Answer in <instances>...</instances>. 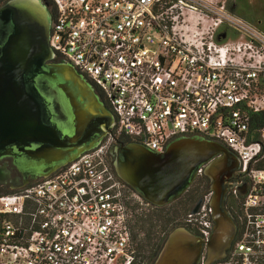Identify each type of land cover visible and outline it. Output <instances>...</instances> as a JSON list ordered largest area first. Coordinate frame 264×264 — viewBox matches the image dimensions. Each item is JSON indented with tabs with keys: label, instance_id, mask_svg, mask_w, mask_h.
Wrapping results in <instances>:
<instances>
[{
	"label": "built area",
	"instance_id": "1",
	"mask_svg": "<svg viewBox=\"0 0 264 264\" xmlns=\"http://www.w3.org/2000/svg\"><path fill=\"white\" fill-rule=\"evenodd\" d=\"M43 1L51 60L85 77L114 123L97 147L0 194V264H133L128 186L109 153L121 136L162 153L196 135L238 156L233 251L264 259V128L251 127L264 111V31L227 0ZM211 195L187 218L206 241Z\"/></svg>",
	"mask_w": 264,
	"mask_h": 264
},
{
	"label": "water",
	"instance_id": "2",
	"mask_svg": "<svg viewBox=\"0 0 264 264\" xmlns=\"http://www.w3.org/2000/svg\"><path fill=\"white\" fill-rule=\"evenodd\" d=\"M49 37L50 15L40 0L0 7V159H13L24 185L97 147L114 123L83 76L70 64L51 60ZM111 153L118 176L156 206L182 196L205 165L214 221L206 245L213 255L226 252L237 231L225 207L226 180L239 168L232 151L201 136H183L162 153L136 142L114 147ZM2 174L6 181L10 170L4 167ZM203 247L198 235L178 226L152 264H197Z\"/></svg>",
	"mask_w": 264,
	"mask_h": 264
},
{
	"label": "rangeland",
	"instance_id": "3",
	"mask_svg": "<svg viewBox=\"0 0 264 264\" xmlns=\"http://www.w3.org/2000/svg\"><path fill=\"white\" fill-rule=\"evenodd\" d=\"M228 5L231 10L237 12L239 15L246 18L251 23L255 24L261 30L264 31V0H227ZM264 163V162H263ZM8 191L5 186L0 185V192ZM127 194L130 196V203L132 205V210L134 214L133 225H134V232L138 233V238L141 240L140 246L142 249L139 248L140 254L143 258L145 264H152V259L150 261L147 260V257L151 255V253H155L158 251L156 248L158 247V243L163 237H167L171 230L178 226H186L187 218L189 213L192 211L195 205L193 204L192 207L187 208L178 207V205H168L165 208L164 215H166V219H169L166 222L163 221H153V224H146L144 230L136 229L137 223L135 219L137 216L140 215H155L156 211L151 206V204L139 196L135 191H132L129 188H126ZM138 195H136V194ZM208 193V192H207ZM137 215V216H136ZM135 222V224H134ZM175 223H183V225H178L173 227ZM186 226V227H187ZM146 233V234H145ZM136 248V247H135ZM157 255V254H156ZM148 257V258H149Z\"/></svg>",
	"mask_w": 264,
	"mask_h": 264
},
{
	"label": "flooded vegetation",
	"instance_id": "4",
	"mask_svg": "<svg viewBox=\"0 0 264 264\" xmlns=\"http://www.w3.org/2000/svg\"><path fill=\"white\" fill-rule=\"evenodd\" d=\"M16 1H20V0H0V7L6 5L8 3H12V2H16ZM40 1L43 4H45L43 0H40ZM46 9H47V11H48V13L50 15V30H51V24H52V22H51V10L49 9V7L47 5H46ZM83 78L86 80V82L88 83V85L92 89L93 93L96 96H98L99 100L101 102H103V104L106 106L107 103L103 99L100 98L96 88L85 77H83ZM108 133L109 132H107V134L105 136H103L101 141L105 140L108 137ZM128 143H130V142H128V138H126V137H121V138L118 137L117 139H114L112 141L109 153H110V160H111V163H112V166H113L114 170H115L114 154L111 153V149L114 148V147H117V146H121L123 144H128ZM4 167H7L10 170V176L7 178L6 181H2V179H4L3 174H2V171H3ZM203 167H205V165ZM203 170H204V168H203ZM115 172H116V170H115ZM116 174H117V172H116ZM201 175H205V174L204 173L198 174L197 177L201 176ZM236 178H237V174L234 172L233 176H231L230 178H228L226 180V187H227L228 190H227L226 198H225V207L227 208V210L229 211V213L231 214V216L233 218L235 217V208H234V205H233V201H234L233 200V196L230 194V189L232 188L233 183L235 182ZM22 179H23L22 172L16 166H14L13 159L11 157H5L3 159H0V185L1 186H5L8 190L22 187V186H24ZM32 181H30V182H32ZM127 186H128L129 189L133 190V188L131 186H129L128 184H127ZM210 186H211V180L209 179V186H208V189H207L208 193H205V194L201 195L199 197L198 201L204 199L205 196L210 194V192H211ZM188 189H187V191H188ZM210 237H211V235H210ZM210 237H209L208 240H210ZM200 238H201V240L204 243V247H203V250H202V253H201V257H200V259H199L197 264H246L241 259V257L237 256L234 253V251H233V249H234V245L233 244H234L235 237H234V239L232 241V244L229 246V248L226 250V252L224 254H222V255H213L212 253H210V251H209V249L207 248V245H206V242L208 240L206 241L203 237H200ZM159 251L157 252V255H158ZM157 255H156V252L155 253H151L150 257L149 256H148L149 258L147 257V260L150 261V258H151L152 259V263H153L154 260L156 259ZM144 260L145 259L143 258V261H142V256L140 254V251L136 250L133 264H145ZM257 264H264V259L259 260Z\"/></svg>",
	"mask_w": 264,
	"mask_h": 264
},
{
	"label": "trees",
	"instance_id": "5",
	"mask_svg": "<svg viewBox=\"0 0 264 264\" xmlns=\"http://www.w3.org/2000/svg\"><path fill=\"white\" fill-rule=\"evenodd\" d=\"M52 11V10H51ZM251 127L252 129H262L264 128V111L260 112V113H256L253 115L252 117V124H251ZM259 135V133H257ZM121 137H124V136H121ZM119 137V138H121ZM128 142H131L129 139H128ZM261 166H264V163L261 164ZM208 186H209V179L205 176V175H201V176H198L194 182L192 183V185L190 186V188L188 189V191L186 193H184V195L180 196L177 200H175L174 202L170 203V204H167V205H164V206H156V205H153L151 204V206L154 208V210L156 211L155 215L153 214L152 216H148L147 214L146 215H140V216H137L136 219H135V222L137 223V227L136 229H139V230H144L145 229V225L147 224H153V221H163V222H166L168 221L169 219H166V215H164V212H165V208L168 206V205H178V207H184L186 206L187 208H191L192 205L198 201L199 197L205 193L208 192ZM13 189L11 190H8V191H5V192H9V191H12ZM133 191V190H132ZM5 192H0V194L2 193H5ZM156 219V220H155ZM134 222V224H135ZM178 225H183V223H175L174 225H172L173 227L175 226H178ZM187 226V224H184ZM185 226V227H186ZM188 228V226H187ZM132 233H133V241L135 243V247H136V250H139L142 249V246H140V242L141 240L138 238V233L134 232V225L132 227ZM146 234V233H145ZM166 237H163L160 242L158 243V247L156 248V250L158 249V251L160 250V248L162 247L164 241H165ZM156 251V254L157 252Z\"/></svg>",
	"mask_w": 264,
	"mask_h": 264
}]
</instances>
